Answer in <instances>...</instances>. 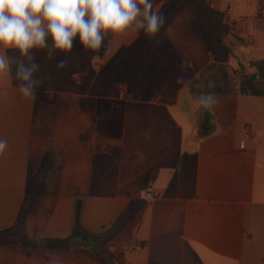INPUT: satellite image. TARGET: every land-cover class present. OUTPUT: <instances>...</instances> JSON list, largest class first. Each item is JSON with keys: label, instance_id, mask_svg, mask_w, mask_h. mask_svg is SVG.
<instances>
[{"label": "crops", "instance_id": "1", "mask_svg": "<svg viewBox=\"0 0 264 264\" xmlns=\"http://www.w3.org/2000/svg\"><path fill=\"white\" fill-rule=\"evenodd\" d=\"M141 31L108 34L100 52H85L78 39L66 54L50 39L33 49L36 75L46 77L36 99L20 94L15 66L0 74V138L8 141L0 234L22 218L30 238H65L77 224L102 236L95 248L58 253L0 244V264H264V95L214 93L217 129L200 137L201 104L189 84L212 62L206 46L168 53L140 89L106 85L115 57ZM7 55L30 63L17 50ZM61 60L68 65L58 71ZM125 210L131 218L104 236Z\"/></svg>", "mask_w": 264, "mask_h": 264}, {"label": "clouds", "instance_id": "2", "mask_svg": "<svg viewBox=\"0 0 264 264\" xmlns=\"http://www.w3.org/2000/svg\"><path fill=\"white\" fill-rule=\"evenodd\" d=\"M166 24L164 13L154 9V0H0V74L11 75L15 66L14 80L19 82L20 94L36 99L46 77L36 75L40 66L32 62L31 52L45 49L49 39L51 48L57 52H71L77 39L85 52H100L106 46L108 34L115 36L135 29L153 38ZM9 49L17 50L30 63L13 60L7 55ZM67 65V60H61L56 67L62 71ZM182 79L177 77V83H182ZM214 86L209 81V87ZM3 94L4 90H0V95ZM217 103L212 92L200 97L206 111ZM7 148L8 141L0 138V155ZM50 264L60 261L52 260Z\"/></svg>", "mask_w": 264, "mask_h": 264}, {"label": "rangeland", "instance_id": "3", "mask_svg": "<svg viewBox=\"0 0 264 264\" xmlns=\"http://www.w3.org/2000/svg\"><path fill=\"white\" fill-rule=\"evenodd\" d=\"M203 1L210 6L216 18L227 27L224 39H222L223 34L221 35V45L225 48L222 52L213 45L202 23L199 4ZM225 1L230 3L220 9L214 7V3L217 2L212 0H165L161 2L160 11L167 18L165 28L153 38L146 37L141 31L137 42L132 47L119 52L113 63L117 66L114 79H107L106 85L115 83L121 89L145 87L150 83V79L153 78L165 55L176 51L181 55L185 54L186 45L189 44L198 52L202 51L203 46L210 51L212 60L210 64H216V67L209 73V77L215 86H222L221 83L224 81L220 82V80L225 77L236 91H241L240 83L243 78L253 75L257 77V86L264 89V75L257 68V62L264 61V2L254 18H251L257 0H247L248 4H244L246 3L244 0ZM230 19L236 24L235 27L230 26ZM244 22H247L246 33L242 29ZM225 38L229 41L226 42ZM99 63L97 58V66ZM109 68L105 70V73ZM199 87L203 91L212 89L209 84H197L194 88L198 90ZM194 94L197 97L196 93Z\"/></svg>", "mask_w": 264, "mask_h": 264}, {"label": "trees", "instance_id": "4", "mask_svg": "<svg viewBox=\"0 0 264 264\" xmlns=\"http://www.w3.org/2000/svg\"><path fill=\"white\" fill-rule=\"evenodd\" d=\"M199 10L201 13V19L204 27L208 31L213 45H215L221 52L225 49L221 45V35L222 39L227 34V27L219 21L214 13L211 11L210 6L206 2H201L199 4ZM216 67V64L208 65L203 72L196 77L194 80L191 81L189 84V90L191 93H196L197 97L200 100L202 94L207 93H233L236 91L234 86L224 77V81L221 83L222 86H215L214 88L210 89L209 91H203L202 89H195V85H208L210 81L209 73ZM257 68L260 73L264 75V61L257 62ZM110 70L108 73H110ZM257 77L250 76L247 78H243L240 83V89L242 92L250 93L253 95H264V89H260L256 83ZM104 84V78L99 81L97 84V89H100ZM229 86H227V85ZM226 85V87H224ZM45 86L40 87L39 89L43 90ZM195 95V94H194ZM199 136L205 137L212 133H214L217 129L215 119L211 113V111H206L203 106L201 105L199 109ZM34 190L31 189L29 194L25 196V203L28 202L31 198V194ZM130 215L128 210H125L117 221L114 223L112 229L106 233L104 236L110 238L112 234L121 228L129 219ZM102 236L97 234H92L87 231H84L78 224L76 225L75 229L73 230L72 234L65 238H30L24 230V225L22 222V218H20L15 225V227L7 232H3L0 234V244H5L9 242L17 243L19 246L26 249L27 254L32 255L37 251H48L51 250L54 253H58L59 251L73 247L76 245H86L89 247H93V245H97V240L100 239ZM90 242L92 244H90ZM94 242V243H93ZM97 246H94V248Z\"/></svg>", "mask_w": 264, "mask_h": 264}, {"label": "built area", "instance_id": "5", "mask_svg": "<svg viewBox=\"0 0 264 264\" xmlns=\"http://www.w3.org/2000/svg\"><path fill=\"white\" fill-rule=\"evenodd\" d=\"M229 22L231 23L230 24L231 27H235L236 26V24L234 23V21L232 19H230ZM225 41L228 42L229 40L228 39L226 40V38H225Z\"/></svg>", "mask_w": 264, "mask_h": 264}]
</instances>
